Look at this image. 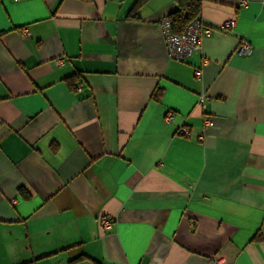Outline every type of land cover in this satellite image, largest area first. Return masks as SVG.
Here are the masks:
<instances>
[{"label": "crops", "instance_id": "0c3cea01", "mask_svg": "<svg viewBox=\"0 0 264 264\" xmlns=\"http://www.w3.org/2000/svg\"><path fill=\"white\" fill-rule=\"evenodd\" d=\"M239 1L201 0L177 62L174 0H0V264H264V0Z\"/></svg>", "mask_w": 264, "mask_h": 264}, {"label": "built area", "instance_id": "2783aa9c", "mask_svg": "<svg viewBox=\"0 0 264 264\" xmlns=\"http://www.w3.org/2000/svg\"><path fill=\"white\" fill-rule=\"evenodd\" d=\"M247 0H240L239 4H246ZM161 28V34L163 38V43L165 45L167 56L169 59H172L177 62H182L188 58L193 53L200 51L202 47V39L204 36L209 35L212 32V28L206 26L202 23L201 19H193L186 23L182 31L176 32L173 30L172 25L168 17H163L159 21ZM235 20L231 19L224 22L220 28L230 29L234 27ZM22 36H28L29 32L27 28L21 29ZM252 51L251 43L242 39L239 41L238 45L235 48V52L238 54H248ZM64 62L61 58L54 59L56 65H61ZM206 61H203L205 63ZM202 68L197 66L194 68L195 77L199 78L201 76ZM208 99V96L205 93H202L198 97V105L202 108L205 106V103ZM173 114L168 112L165 116L166 120H171ZM203 125L209 127L213 125V118L206 114L202 116ZM179 132L183 135L189 136L190 132L188 127H181ZM99 226L103 231H108L113 227V221L108 216L102 215L98 219Z\"/></svg>", "mask_w": 264, "mask_h": 264}, {"label": "trees", "instance_id": "16d2710c", "mask_svg": "<svg viewBox=\"0 0 264 264\" xmlns=\"http://www.w3.org/2000/svg\"><path fill=\"white\" fill-rule=\"evenodd\" d=\"M145 1L146 0H137V3L135 5L138 6L140 3L142 4ZM174 1L176 4V8L167 16L174 31L180 32L187 22L193 19H200L199 15L201 11V0Z\"/></svg>", "mask_w": 264, "mask_h": 264}]
</instances>
